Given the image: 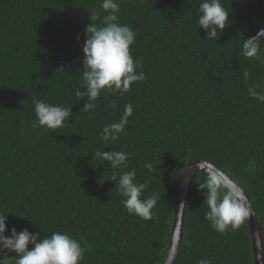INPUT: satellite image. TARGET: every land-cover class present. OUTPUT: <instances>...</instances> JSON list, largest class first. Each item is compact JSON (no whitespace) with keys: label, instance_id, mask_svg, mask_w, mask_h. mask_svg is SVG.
I'll list each match as a JSON object with an SVG mask.
<instances>
[{"label":"trees","instance_id":"1","mask_svg":"<svg viewBox=\"0 0 264 264\" xmlns=\"http://www.w3.org/2000/svg\"><path fill=\"white\" fill-rule=\"evenodd\" d=\"M103 0H0V213L5 235L27 228L41 239L54 232L78 240L80 264H164L184 171L206 161L248 196L257 216L264 260V45L259 58L242 54L245 39L264 29V0H220L229 23L216 39L199 28L202 0H116L120 23L136 33L130 52L146 79L123 95L101 91L95 108L81 110L82 46ZM247 73V78H245ZM86 91V89L84 90ZM71 108L63 127L39 125L35 102ZM115 103V107L111 105ZM133 115L116 141L100 139L125 106ZM130 154L126 168L93 159L96 151ZM151 164L153 170L145 167ZM134 170L146 184L142 199H161L144 220L129 214L110 181ZM194 174L188 187L174 264H254L249 221L217 232ZM225 189H221V196ZM31 247V245L29 246ZM15 264V254L5 250Z\"/></svg>","mask_w":264,"mask_h":264},{"label":"clouds","instance_id":"2","mask_svg":"<svg viewBox=\"0 0 264 264\" xmlns=\"http://www.w3.org/2000/svg\"><path fill=\"white\" fill-rule=\"evenodd\" d=\"M101 7L107 13L102 19L103 26L93 23L99 18L93 12L90 15L91 23L86 26L87 38L82 46V78L86 91H77L76 95L81 99L86 97V102L81 108L85 112L95 108L94 101L101 91L109 90L123 95L130 90L132 84L146 79L142 71H136L141 65L138 61L134 62L130 52L136 33L130 26L119 22V4L116 0H103ZM199 13L198 26L207 33L206 39H216L218 33L229 23V11L221 5L220 0H202ZM262 45L264 29L244 40L243 56L259 58L258 53ZM248 93L251 97L264 101V93H258L255 87L248 88ZM111 106L115 107V103ZM35 112L39 125L53 132L62 128L64 121L70 119L73 114L68 106L50 105L39 100L35 102ZM132 115L133 107L128 104L118 123L103 128L100 139L105 142L118 140ZM129 156L130 154L122 151L104 150L96 151L93 159L107 161L113 169H118L128 167ZM145 167L149 171L153 170L151 164H146ZM222 175L208 172L206 182L199 183V188L206 190L204 202L208 205V211L205 218L210 222V226L220 233L229 227L233 230L239 228L250 215V209L242 200V193L234 185L229 186L222 179ZM135 176L136 173L132 170L123 172L119 177L114 174L110 181L115 182L118 192L125 197L123 204L129 214L150 220L153 218L152 209L161 197L153 193L142 199L147 185L135 183ZM221 189H225L222 196ZM7 217L8 215L0 213V253L5 250L14 253L15 264H80L83 260L84 250L80 242L66 233L54 232L50 237L41 239L39 233H32L27 228L17 232L13 226L11 234L6 236ZM8 258L5 256L0 259V264H8ZM198 264H211V261L201 258Z\"/></svg>","mask_w":264,"mask_h":264},{"label":"water","instance_id":"3","mask_svg":"<svg viewBox=\"0 0 264 264\" xmlns=\"http://www.w3.org/2000/svg\"><path fill=\"white\" fill-rule=\"evenodd\" d=\"M198 171L215 172L218 175L223 174L222 179L229 186L234 185L237 188V190L242 193V200L245 203V205L250 209V215L247 219L249 221L250 230H251V238H252L253 251H254V262H255L254 264H264L263 244L261 240L260 228L258 226L257 216L250 199L248 198L246 193L231 178H229L227 175L222 173L214 165L206 161H196L192 163L191 165H189V167L184 171L182 175L177 192V200H176L171 241L164 264H174L177 258L180 241H181L182 225L184 219V210L187 199L188 187L190 185L192 177ZM181 204L184 205L181 206Z\"/></svg>","mask_w":264,"mask_h":264}]
</instances>
